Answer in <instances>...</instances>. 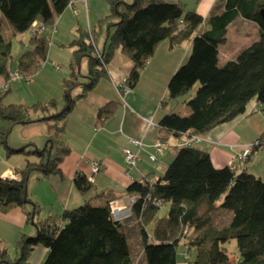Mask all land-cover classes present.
<instances>
[{
  "label": "trees",
  "instance_id": "obj_1",
  "mask_svg": "<svg viewBox=\"0 0 264 264\" xmlns=\"http://www.w3.org/2000/svg\"><path fill=\"white\" fill-rule=\"evenodd\" d=\"M75 2L88 11L86 0H0V12L14 35L30 32L34 23L45 27L42 33H30L32 49L16 60L13 70L8 67L10 41L0 33V78L8 79L16 70L22 76L20 81L33 76L47 59L45 31L49 28L55 31L56 18L68 6L77 14ZM107 2L109 13L99 23L98 31L88 29L79 33L69 45L72 49L69 75L61 83V106L55 100L32 107L22 103L4 104L0 94V119L5 123L0 127V143L8 156L34 155L37 159H26L16 172L18 179L0 177V212L30 206L26 218L36 228L34 235H20L13 256L0 243V264H28L30 253L37 246L47 249L42 264H140L141 261L177 264L181 240H185L188 250H195L189 264H264V179L241 168L239 163L235 170L227 164L216 167L210 155L195 146L200 140L178 146L154 184L150 185L151 181L143 177L127 185L129 196L138 197L133 214L140 225L137 234L141 252L136 258L123 232L124 223L112 219L111 209L115 204L108 192L97 196L104 200L99 205L86 200L59 215L36 220L40 206L30 196V177L33 172L43 178L62 175L60 163L70 152L65 142L66 118L78 98L91 91L100 78L108 77V64L116 50L131 61V69L125 76L130 92L161 42L168 41L170 47L190 44L187 59L168 80L167 96L176 99L187 95L197 83L199 87L186 101L189 109L186 115L168 112L158 123L180 139L178 143L190 135L201 138L221 124L249 115L247 107L252 100L264 105V28L259 15L264 0H219L205 16L194 10L185 11L181 3L166 0ZM238 19L256 26L257 39L240 49L233 59L220 64L218 48L226 41L228 26ZM102 25L107 31L99 48ZM110 28L113 30L109 31ZM84 61L87 71L81 74ZM79 85L82 93L74 96L72 93ZM10 88L11 85L7 92ZM112 108L109 104L100 108L98 120L109 117ZM33 121L46 124L43 147L7 145L6 139L16 125ZM255 142V150L264 148V132L252 143ZM29 146L31 150H27ZM73 184L80 193L92 189L91 182L81 173L74 175ZM147 196L160 200L161 205L144 202ZM164 203L169 205L167 215L159 217L158 209ZM221 213L226 215V220L216 222V216ZM147 226H151L150 233ZM231 240L237 246L235 261L224 246Z\"/></svg>",
  "mask_w": 264,
  "mask_h": 264
},
{
  "label": "crops",
  "instance_id": "obj_2",
  "mask_svg": "<svg viewBox=\"0 0 264 264\" xmlns=\"http://www.w3.org/2000/svg\"><path fill=\"white\" fill-rule=\"evenodd\" d=\"M204 1L201 11L193 9L203 16L208 14L216 0ZM74 6L79 11H83L81 3L75 2ZM71 10L72 7L68 6L56 18V24L66 11ZM232 25H235L236 31H238L240 25L249 26L250 28L256 27L251 22L238 19L228 26L226 41ZM102 44L100 45L101 48ZM223 44L218 48L220 64L233 59L239 52V50L235 52L234 46L225 47L224 52L227 58L221 59L220 50ZM189 50V43L170 47L168 42H161L153 56L141 70L137 85L123 96V100L115 85L128 75L131 69V61L120 50L115 51L108 64V77L100 78L91 91L78 98L66 118L65 142L70 152L60 163L62 175L46 178L40 177V174L36 175V181L43 179L50 183V185L42 184L45 189L44 196L35 195L36 203L47 210L45 211L47 216L59 215L65 209L74 208L75 204H82L88 200L85 195L90 196L91 198H88L94 200L95 205H99L104 200L97 196L105 192H108L110 198L114 199L116 206H123L129 198L126 187L130 182L140 180L143 177H146L148 181H154L162 176L175 155L180 139L177 140L176 137L161 128L158 123L165 113L170 112L166 107L168 80L187 59ZM234 52L235 54H233ZM86 71L87 65L84 61L81 64L80 73L85 74ZM79 80L83 82L84 79L79 78ZM35 81L32 76L31 85H35ZM81 93L82 87L79 85L72 94L77 96ZM108 104L113 107L112 114L105 119L98 120V110ZM263 106L252 100L247 107V114L249 115L241 116L233 122L224 123L213 128L202 135V139L195 146L206 151L210 155L213 164L218 168L224 167L229 160H233L235 163H239L241 168H246L253 173L256 168L254 158H260L262 166L259 169V176H264V148L257 149L250 155L247 163H240L235 157L236 152L240 151L239 146L252 143L264 132V124L258 122L259 118H257ZM144 119L151 120V124H148ZM27 125H31L33 129H36L37 136L32 137L31 133H29L30 135L26 134L21 137L18 145H11L12 148H20L28 144L41 148L45 145L47 138L46 124L42 121H33L21 126ZM129 138L139 139L143 142L141 149L132 147L138 154V161L134 168L126 166L122 151L124 147H131L128 142ZM156 139H161L164 142V151L162 154L156 155V161H151L149 155L154 152L152 143ZM31 149V146L27 147V150ZM13 157V160H4L0 165V177L18 179L19 175L16 172L24 166L26 159L37 160L34 155L14 154ZM94 162L100 165V171L92 175L91 165ZM126 172L130 176H126ZM76 173L85 175L88 180L93 177L92 189L84 195L74 187L73 178ZM29 210L30 207L25 206L23 208H13L6 213L0 212V243L4 241L9 246L8 243L10 242L15 246L21 234L34 235L36 233L35 226L28 222L26 218V211ZM123 232L132 251L138 256L141 252L138 234L135 235L134 233L133 240L130 242L127 230L123 228ZM132 243H135V247ZM180 245L183 246L185 253L181 254L180 257L178 254L176 255L177 264H189L195 256V250H188L185 246V240H181ZM46 253V248L42 246L35 247L29 255L28 264H42ZM13 255H15V251ZM140 264H144V262L141 261Z\"/></svg>",
  "mask_w": 264,
  "mask_h": 264
},
{
  "label": "rangeland",
  "instance_id": "obj_3",
  "mask_svg": "<svg viewBox=\"0 0 264 264\" xmlns=\"http://www.w3.org/2000/svg\"><path fill=\"white\" fill-rule=\"evenodd\" d=\"M125 1L130 3L132 0H125ZM170 1H174V3H181L185 11H192L193 9H199L201 11L202 5L205 3L204 0H170ZM87 8H88L87 12L85 11V9H83V11H79L77 14L72 12V10L66 11L63 14V17L58 21L54 32H52L51 28L45 31V38L48 43L47 59L37 69V71L33 73V79L35 78L36 84L31 85L30 82L28 83L25 81L13 82L11 84L10 90L8 92L6 91L7 93H1L2 101L4 104L22 103V105L25 107H32L37 104L48 103L50 100H55L61 106L62 104L61 83L68 76V70H69L68 63L72 52V49L69 47L70 43L74 39L78 38L79 33H84L88 29L98 31L99 23L109 13V6L107 0H87ZM112 30H113L112 28L109 29V31ZM236 30L237 29H235V25L230 26L228 32V39L226 43L223 44L220 50L221 59L227 58L224 52L225 47L234 46L236 52L244 48L245 46L251 44L257 38L256 27L250 28L249 26L240 25L238 31ZM106 31H107V27L102 25L101 38L98 42L99 48L103 40L105 39ZM0 33L4 39L10 41L11 46L8 57V67L13 70L16 65L15 64L16 60L24 52L32 49V45L30 42L31 34L29 31H26L24 33H18L14 35L12 32L11 25L9 24L8 20L2 15L1 12H0ZM165 42L167 43L168 41ZM235 52L233 54H235ZM198 87H199V83H197L187 95L178 97L176 99H167V106H166L167 109H169V111L172 113L186 115L189 110L188 107L186 106V101L195 94ZM260 110H261L259 111L260 113L257 115V118H259L258 122L264 124V117L262 118V116L264 115V106ZM31 117H35V115H32ZM4 124L5 123L0 119V127L3 126ZM29 133L33 135L32 137L37 136L36 129H33L31 125H27V126L16 125L8 135L6 139V143L10 147L18 145L21 137L25 136L26 134L30 135ZM13 156L14 154L8 156L4 145L0 143V165L3 163L4 160H10V161L13 160L12 159L14 158ZM254 165L256 166V168L253 170V173H255V175L260 177L259 169L262 166L260 158L257 157L254 158ZM37 174L39 173L38 172L32 173L30 177L31 181L29 180V184H28L30 196L34 201H35V195H42V196L45 195L44 185L42 184L50 185L49 181H44L43 179L40 181H36ZM261 179H264V176H261ZM89 191H86L85 193H81V194L84 195ZM85 196L86 199L90 200L88 198L90 196L88 197L87 195ZM90 201L93 204L95 203V201L92 199ZM79 205L81 204H75V206L73 207H77ZM168 208H169L168 203H164L158 209L157 215L159 217H165L167 215ZM45 211L47 210H45L40 206V211L36 216V220L44 219L47 216V212ZM225 220H226V215L222 213L218 214L215 218V221L219 223L220 222L222 223ZM122 226H124L123 228L127 230V235L130 239V242L131 240H133L132 237L134 233L135 235L137 232L139 233L140 225L135 218L129 220L128 222H125L124 225ZM146 229L148 233L151 232V226H147ZM1 244H3L7 248L9 253L13 256L15 251L14 245H12V243L9 242L8 243L9 246H8L4 243V241L1 242ZM132 244H134L135 247V243ZM224 246L227 249L230 259L232 261H235L237 257L236 241L231 240L227 242ZM184 253L185 250H183V246L180 245L177 254L180 257V255L181 254L183 255ZM132 256L134 258H136L137 256L134 251H132Z\"/></svg>",
  "mask_w": 264,
  "mask_h": 264
},
{
  "label": "built area",
  "instance_id": "obj_4",
  "mask_svg": "<svg viewBox=\"0 0 264 264\" xmlns=\"http://www.w3.org/2000/svg\"><path fill=\"white\" fill-rule=\"evenodd\" d=\"M85 2V0H81ZM45 27L42 24L34 23L30 28L31 34H39L44 32ZM32 78V77H31ZM30 77L25 79V82H30ZM22 79L21 74L19 71H14L11 73L10 77L8 79L0 78V94L4 93L8 90L9 86L16 81H20ZM116 90L120 94L121 98L123 99V96L129 92V87L127 85V79L126 77H123L119 84L115 85ZM148 124H151V120L144 119ZM201 140V138L197 135H190L182 139L179 143V146L181 145H192L196 142ZM131 147H124L122 149L123 156H124V162L128 168H134L136 166V163L138 161V154L133 149H141L143 146V142L139 139L135 138H129L128 140ZM257 145V142L255 143H249V144H243L239 146L240 151L236 152L235 157L237 160H239L240 163H245L247 158L255 151V146ZM164 143H162L159 139H156L152 143V148L154 150L153 153L149 155V160L156 161L157 154H162L164 151ZM133 147V148H132ZM227 165L232 169H238V164H236L233 160H229ZM100 170V165L97 162L92 163L91 165V172L92 175L96 174ZM13 176V174H11ZM126 176H130L129 173L126 172ZM90 182L93 181V177L90 178ZM154 181L150 182V185L154 184ZM138 197L136 195L129 196L126 203L123 206H113L111 209V216L114 222L123 224L125 222H128L129 220L134 218L133 214V205L135 204ZM144 202H152V204H155L156 206L161 205V201L157 200L156 198H152L151 196H147L143 199ZM145 206V205H143Z\"/></svg>",
  "mask_w": 264,
  "mask_h": 264
},
{
  "label": "water",
  "instance_id": "obj_5",
  "mask_svg": "<svg viewBox=\"0 0 264 264\" xmlns=\"http://www.w3.org/2000/svg\"><path fill=\"white\" fill-rule=\"evenodd\" d=\"M259 15H260V18H261L262 26H263V28H264V8H262V9L259 11Z\"/></svg>",
  "mask_w": 264,
  "mask_h": 264
}]
</instances>
